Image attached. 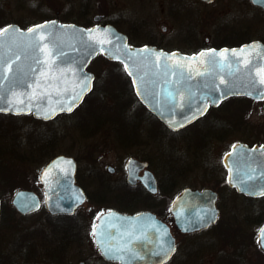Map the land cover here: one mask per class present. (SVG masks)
<instances>
[{
    "label": "water",
    "instance_id": "water-1",
    "mask_svg": "<svg viewBox=\"0 0 264 264\" xmlns=\"http://www.w3.org/2000/svg\"><path fill=\"white\" fill-rule=\"evenodd\" d=\"M252 3L264 8V4L254 3L253 0ZM100 18L97 17L96 19L98 20ZM39 25H49V28L41 29V31L50 32L47 39L41 43H47L48 48L51 49L53 44L50 41H53L59 44L65 51L66 56L63 59L67 62L61 63L59 59L56 61L59 68L65 69L63 73L59 69L49 72L47 64H36L34 56L37 53L34 48L28 47L32 43L31 37L34 34L28 30ZM5 27L16 29V31L4 34L5 47L0 49V56H4L6 61L13 60L17 55H19L20 59L13 64V73L9 74L10 79L15 75L18 80V83L14 87L15 95L12 94L13 89L10 88L8 82H4L3 84V88L8 90L5 93L6 99L13 101L11 104H0V108L5 109L0 111L3 114L33 115L36 119L50 121L60 114L74 112L93 89L95 75L87 71V67L100 53L111 61L122 63L124 70L125 64L129 65L128 70H125V72L132 81L136 96L152 114L158 117L172 131L183 129L203 116L210 105L218 106L223 100L231 96H248L255 100H262L254 98L256 92H253V95H225L219 99L218 103H212L211 100H201V96H205L210 92L213 79L218 90L212 93V95L220 96L225 91L226 85L232 84L233 82L238 85V88L232 91L244 93L252 90L250 84L252 77L243 64L240 65V71L231 77L228 76V72L230 71L228 67H224L222 72L217 70L218 74L214 78L208 77L207 75L201 76L199 73L204 72L208 66L207 64L201 63L206 58L198 55L200 52H209L211 50L219 52L228 49L231 52L233 49L240 50L241 48H247V46L259 45L260 49L248 54L249 59H252L254 63H264V60L258 59V55L264 50V44L260 41L250 42L238 47L213 48L202 50L198 53L185 54L180 51H166L156 46L145 45L137 47L130 45L128 44L127 36L112 25L104 26L96 24L86 28L74 23H62L59 20H51L31 26L28 29H22L17 24H9ZM93 32V35H88ZM98 41H104V43L98 44ZM101 47L104 51L99 50ZM145 49L148 51H142ZM153 50L156 53L168 55L175 53L176 57H197V59L177 61L175 57L171 60H166L165 57H161L157 61L156 56L152 55ZM138 53L142 54L137 55ZM38 55L39 58L43 59L45 53L40 52ZM217 59L220 58L217 57ZM178 62L185 75H191V80H182L179 74L164 75L166 71L164 67L165 63L172 66L173 71L179 73V69L176 68ZM222 63L225 62L222 61ZM135 66H139V75L144 77L143 84H141L139 77L135 75ZM53 67L55 68V66ZM18 68L22 69V72H17ZM33 68L36 71H32ZM235 68L236 64L233 63L232 70ZM41 69L45 71V76L40 75ZM129 71H132L134 75H129ZM85 75L90 78V87L77 99L72 100L74 106L71 111L60 110L73 97L74 93L80 92V85ZM50 76H55L57 79L51 81L48 79ZM220 76L224 77L225 83L220 82ZM36 80L40 81L41 88L36 90L37 95L33 99H29L33 94V89L28 87V85L33 84ZM206 83L209 87L204 86ZM138 88L142 93L147 90L148 94L146 96L138 95ZM256 88L257 90L264 89V85L257 84ZM178 91L182 95V99L178 98L177 101H173L172 97L168 96V93H172L175 96ZM190 92L195 93V95H190ZM20 100L23 103H20ZM190 103L191 111L188 107ZM29 104L31 107H27ZM201 104H204L205 107L201 108ZM173 108L175 109L174 112L171 111ZM182 121V126H179ZM171 122H175L177 126H170ZM233 146H235V149L232 147L224 158V164L228 170L226 177L227 183L239 193L247 196H264L262 194L264 192V144L250 147L247 144L239 142ZM241 149L245 150L243 154L240 152ZM66 161H71V164L66 163ZM57 164H59V167H56ZM147 166L148 162L146 161H140L133 157L129 158L127 161L129 182L134 184L139 177V172L145 169L144 175L140 176V179L151 193L156 194L158 192L157 180L152 171L146 169ZM48 169H51L48 172V176L43 177V173ZM238 170L239 175L244 178V185L240 184L239 180L235 184L229 182L230 177L237 176ZM76 171V159L73 156L65 154L55 156L45 166L41 174V181L46 191V205L51 214H73L75 209L85 202L86 194L84 190L75 183ZM245 174L251 175L252 179H247ZM245 185L251 186L248 191L241 190ZM218 199V193L211 188L201 190L187 187L183 189L175 197L171 208L178 227L183 232H194L201 231L211 224H214L219 217ZM13 204L20 212L26 213L37 208L39 200L33 192L19 190L14 196ZM109 213L114 215L109 217ZM148 221L153 222V224L157 223L156 227L145 228L142 226L133 228L134 235L140 236V239H133V237L121 235V233H126L122 229L125 223L134 222L144 225ZM102 222L105 225V229L112 222L116 225L121 224V227L105 231L104 242L106 245L110 244L113 247H119L128 241V239L133 241L131 242V248L136 254L135 257L129 252L116 253V255H123L124 260H114H119L123 264H162L168 261L176 250L175 238L169 229L163 223L159 222L153 212L142 211L135 215H129L117 210H111L101 216L96 226L98 232L100 231ZM170 243L174 246V249L169 247ZM161 248L164 251H161ZM262 249L264 250V247ZM80 264H84V262Z\"/></svg>",
    "mask_w": 264,
    "mask_h": 264
},
{
    "label": "rangeland",
    "instance_id": "rangeland-1",
    "mask_svg": "<svg viewBox=\"0 0 264 264\" xmlns=\"http://www.w3.org/2000/svg\"><path fill=\"white\" fill-rule=\"evenodd\" d=\"M17 2V0L0 1V6L8 11L2 19L3 25L15 20L25 26L23 22L26 19L28 23L40 20L39 15H31L27 9H18ZM57 6L58 3H51L48 6L50 9L54 8L51 14H55ZM70 8L69 5L66 7L71 11ZM76 8V11L80 9L78 3ZM66 9L63 13L67 11ZM98 9H101L100 5L95 4L84 11H87L86 16L91 18L98 13L96 11ZM67 15L70 18L77 16L74 11L68 12ZM2 24L0 27L3 26ZM88 70L96 76L93 93L85 104L83 103L69 116H59L52 122L45 123L32 116L15 119L9 115H0V196L6 200L8 207L5 220L12 219L8 213L11 212L10 201L16 191L21 188L38 189L40 187L38 178L42 168L58 154L75 157L81 177L86 176L85 171L88 168H99L100 170L97 171L104 173L102 171H105L108 165L114 166L117 172L113 179L121 177V169L125 168L129 157L148 158L151 162L150 169L154 170L153 173L160 187L170 192L169 194L162 192L164 198L168 197L165 205H168L169 200L187 186L217 189L221 195L220 225L198 236L179 235V250L170 264H225L232 258L235 246H249L246 249L248 254L244 255L245 259L240 264H263L264 255L258 250V243H251L250 236L252 232L260 229L261 222L255 219L254 213L257 212L256 210H264V201L246 202L242 196L226 185V172L223 169H220L221 172H213L203 166L188 165L193 156L183 145L184 139L187 138L185 133L171 134L157 119L151 117L135 100V95L129 88L130 79L124 75L120 64L110 62L100 55L91 62ZM263 105L254 106L253 115L256 126L253 131L262 133H264ZM47 132L51 133L50 137L44 136ZM191 134L195 136L197 132L193 131ZM237 135L229 140L235 141L243 136L240 133ZM194 139L197 140L198 136ZM202 140H205L204 137ZM230 141L217 148L218 155ZM208 152L210 151L207 150V156ZM218 158L219 156L217 161ZM220 162L221 159L218 164ZM11 177L13 183L9 184ZM96 177V174L94 177L88 176L92 186H97L101 182L95 183ZM103 181L105 182L104 179ZM165 205L162 209L153 206V211H164ZM123 206L86 203L79 215L90 214L94 224L103 212L112 208L122 210ZM147 208H149L147 204L141 202L122 211L137 212ZM40 219L44 220L39 222ZM45 219L43 210L28 220L20 219L17 214L13 227L6 228L3 219L0 222L1 256L8 261L19 252L16 247L17 241L23 239L26 228L32 227V230H36L41 227L44 236L47 237L45 229L49 223ZM31 238L37 240L33 233ZM48 248L50 252L53 251L51 247ZM56 254L58 255L59 252ZM89 255L93 259L91 264H101L100 254L94 242L69 248L62 258L59 257L61 262L55 264H76L80 258ZM45 261L53 262L47 250H45Z\"/></svg>",
    "mask_w": 264,
    "mask_h": 264
},
{
    "label": "flooded vegetation",
    "instance_id": "flooded-vegetation-1",
    "mask_svg": "<svg viewBox=\"0 0 264 264\" xmlns=\"http://www.w3.org/2000/svg\"><path fill=\"white\" fill-rule=\"evenodd\" d=\"M17 1L18 9H27L31 15H39L40 20L35 23H28L26 19L23 22L25 26L19 24L18 21L15 20L3 25L2 19L8 11L0 6V24L3 25L0 29L9 24H17L21 28L27 29L31 26L51 20H59L62 23H84V25H89V27L96 24L104 26L112 25L127 36L130 45L157 46L167 51H181L185 54H193L202 50L213 48L220 49L224 47H238L253 41H261L264 43V8L254 5L251 0ZM51 3H58L57 8L55 9V14H51V10L54 8L50 9L48 7ZM77 3L80 5V9L78 11H76ZM95 4L97 6L100 5L101 9L96 10L98 13H95L91 18H88L86 16L87 11L84 10H87L88 7ZM68 5L71 7V11L66 9ZM65 9L67 11L63 13ZM72 10L74 11V14H77V16L70 18L67 14L68 12L72 13ZM97 17L101 18L97 20ZM258 104H264V99L254 100L247 96H232L222 101L218 106H210L204 116L198 118L179 131H171L166 127L168 132L171 134L175 135L177 133L184 132L187 136V138L184 139L183 145L193 156L191 162H188V165L193 164L192 166H203L213 172H219L220 169L225 170L226 185L238 195L242 196L248 203L249 201H264V196H247L243 193H239L234 187H231L226 181L228 170L224 164V158L236 143H244L250 147L264 144V133L253 131L256 127L253 121V115L255 112L254 106ZM262 114L264 116V105L262 106ZM193 131L197 132V135H195L198 136L197 140H195V136L191 134ZM238 133L243 135L241 139H237L235 141L229 140L232 137H237ZM202 137H204L205 140H202ZM228 141L230 142L227 144V147L220 155H218L216 151L217 148L219 149V147H222V145ZM207 150L210 151L208 152V156L206 154ZM218 156V159H221L220 164H218L219 160L217 161ZM139 160L148 162L146 169L151 170L150 159L144 158ZM44 168L45 166L42 168L38 178L40 182V187L38 189L21 188L22 190L33 192L37 196L39 200L37 208L26 213L20 212L13 204L15 193L10 201L11 212L8 213L12 219L5 220L4 218V223L6 228L8 226L13 227L15 226L14 222L17 214L20 219L27 218L28 220L43 210L46 217L45 221L49 223L48 227L45 229V231H47V233H45L47 237L44 236L41 227L36 230H32V227L26 228L24 230L23 239L17 241L18 245H16V247L19 249V252L15 253V256L8 261H6V259H4V257L0 254V264H55L56 262H61L59 257L62 258L69 248H77L78 245L82 246L83 244H88V242L91 244H93V242L95 243L100 254L101 264H123L119 260L107 259L104 255H102L99 247L97 246L96 238L91 234L93 225L97 226L101 216L111 210H117L121 213L130 215H134L141 211H151L156 215L159 222L163 223V225L169 229L170 233L175 238L176 243L175 252L168 261L162 264L172 263V260L178 253L179 235L185 237H188L189 235L198 236L204 232L216 229L221 223V211L219 207L221 195L217 189L211 188L216 191L219 196L217 202L219 209L218 220L201 231L183 232L182 229L178 227L175 221V216L171 211L172 203L175 197L187 187L201 190L209 187H184L169 200L168 205L166 204V206L165 203L168 201V197H159L158 193H151L140 179V176L144 175L145 169L139 172V177L134 184L129 182L127 162L125 164V168L121 169L122 175L119 179H113L116 175L115 173L117 172V168L111 165H108L105 171H102L104 173L97 171V169L100 170L99 168H88L85 171V177H81L77 167L75 183L84 190L86 194L85 202L77 207L73 214H51L46 205V191L44 184L41 181V174ZM94 174L97 176L95 178V183H99V181H101L97 186H92L88 178L89 175L90 177H94ZM8 183H13L12 177ZM167 193L169 194L170 192L167 191ZM141 202L147 204L149 208L154 206L162 209V206L165 205V209L164 211L159 212H154L153 208H147V210L137 212L122 211L123 209H126V207H130ZM86 203L124 206L122 210L112 208L103 212L96 220V223L93 224V218L90 214L81 213L79 215V212L83 210ZM256 211L257 212L254 213V217L256 220L261 222V229L264 226V210L261 209ZM43 220L40 219L39 222ZM156 225L157 223L153 224V222L150 221L144 225L129 222L125 223L122 226V229L127 232L129 228L142 226L145 228H154ZM117 227H121V224L116 225L112 222L107 225L105 230L116 229ZM260 229L257 232H252L250 237L251 243H258V250L264 255V250L258 242ZM30 232L37 237V240H35L36 238H31ZM129 240L130 239H128V241ZM130 241L133 242L132 240ZM48 246L51 247L53 251L50 252ZM247 248H249V246L233 247V256L229 262L225 264H240L245 259L244 255L248 254V252H246ZM45 250L48 251V254L51 256L53 262L45 261ZM57 252H59L58 255L56 254ZM92 260L91 255H89L87 257L80 258L76 264H80L81 262H84V264H91Z\"/></svg>",
    "mask_w": 264,
    "mask_h": 264
},
{
    "label": "snow or ice",
    "instance_id": "snow-or-ice-1",
    "mask_svg": "<svg viewBox=\"0 0 264 264\" xmlns=\"http://www.w3.org/2000/svg\"><path fill=\"white\" fill-rule=\"evenodd\" d=\"M253 2L264 4V0H253ZM61 27H63V26H61ZM47 28H49V25H39V26H36L35 28L29 29L28 31L30 33H33L34 35L31 37L32 43H30L28 45V47L35 49L37 55L34 56V59H35V62L37 65L47 64L49 72H52V71H55L56 69H59V71L61 73H63L65 71V69L59 68V65L56 64V61L58 59L61 60V63L67 62L66 60L63 59L66 56V53L63 50V48H61L59 44H56L53 41H50V43L53 44V47L51 49L48 48L47 43H43V44L41 43L42 41L46 40L47 37L50 35V32L41 31V29H47ZM15 31H16V29H10L8 27H5L4 29H0V49H3L5 47V36H4V34L8 33V32H15ZM94 31H98V30H94ZM93 34H94V32L89 33L88 35L91 36ZM117 39H119V38L117 37ZM97 43L103 44L104 41H98ZM46 49H47V51H45ZM257 49H260L259 45L247 46V48H241L240 50L233 49V50H231V52H229L228 49H224V50L219 51V52H217L216 50H211L209 52H200L198 55L200 57L206 58L205 60L201 61V63L207 64V66H208L204 72L199 73L201 76L207 75L208 77L214 78L218 74L217 70L222 72L224 67H228L230 69V71L228 72V76L231 77V76H234L235 73L240 71V65L243 64L248 69L249 75L252 77V79L250 80L252 90L244 92V93H240L239 91H232L233 89L238 88V85L235 82H233L232 84L226 85L225 91L223 93H221L220 96H213L212 95V93H214L218 90L217 86L214 83V79H213V83H212L210 92L205 96H201L200 99L201 100H211L212 103H218L219 99L225 95H231V94L253 95V92H256V95L254 96V98L264 99V89L257 90V88H256L257 84L264 85V63H254L252 59H249V55H248L251 52L256 51ZM99 50L104 51V49L102 47ZM142 51L146 52L148 50L145 49ZM40 52L45 53L43 59L39 58L38 54ZM139 54H142V53H138L137 55H139ZM152 55L156 56L157 61H159L161 59V57H165L166 60H171L175 57L177 59V61L197 59V57H176L175 53H173L171 55L164 54V53H156L154 50L152 51ZM217 57H219L220 59H217ZM19 59H20V57H19V55H17L13 60L6 61L4 56H0V104H4V103L11 104V103H13V101L6 99L5 93L8 90L3 88V84H4V82H8L10 88L13 89L12 94L15 95L14 87L18 83V80H17V77L15 75L12 77V79H10L9 74L13 73V64H15ZM258 59L264 60V50H262L261 53L258 55ZM222 61L225 63H222ZM233 63L236 64V68L234 70H232ZM53 66H55V68ZM135 67H136L135 75L139 77L141 84H143L144 77L139 75V66H135ZM164 67L166 69V71L164 72L165 76L179 74V76L182 80H191L192 79L191 75H187V76L185 75V73H184L183 69L181 68V65L179 62L176 64V68L179 69V73H177L176 71H173L172 66L168 65L167 63H165ZM128 68H129V65L125 64V70H128ZM32 71H36V69L33 68ZM17 72H22V69L18 68ZM128 74L134 75V73L132 71H129ZM25 75H27V73H25ZM40 75L41 76L46 75V73L43 69H41ZM48 79H50L51 81H55L57 79V77L50 76V77H48ZM89 80H90V78L85 75L83 77V80H82L81 85H80V89H81L80 92L74 93L73 97L70 98L67 101V103L64 104L63 107H61L60 110H62V111L63 110H68V111L72 110V107L74 106L72 104V100L77 99L79 96L82 95V93L84 91H86L90 87ZM134 82H135V80H134ZM220 82L225 83L223 76H220ZM204 86L209 87V85L207 83ZM28 87H31L33 89V94H32V96L29 97V99H33L37 95L36 90L41 88V83L39 80H36L33 84L28 85ZM137 94L146 96L148 93H147V90H145L142 93L140 91V89L138 88ZM190 95L194 96L195 93L190 92ZM168 96H171L173 101H177L178 98L182 99V95L180 94L179 91L177 92V94L175 96H173L172 93H168ZM19 102L23 103L22 100H20ZM27 107H31V105L29 104V105H27ZM188 107H189V110L191 111V103L188 105ZM203 107H205V105L201 104V108H203ZM2 110H5V109L0 108V111H2ZM174 110H175L174 108L171 109V111H173V112H174ZM201 114H202V111H201ZM185 119H187V117H185ZM182 124H183V121L181 122V124L179 126H182ZM170 126H177V125H175V122H171ZM233 148L235 149V146H233ZM244 151L245 150L241 149L240 150L241 154H243ZM66 163L71 164V161H66ZM56 167H59V164H57ZM50 170L51 169L45 170V172L43 173V177H47L48 172ZM230 171H231V169H230ZM245 175L247 176V179H252L251 175H249V174H245ZM237 180H239L240 184L244 185V178L239 175V170L237 172V176L229 178V182L235 184V182ZM250 187L251 186L245 185L244 187L241 188V190L242 191H248ZM252 194H254V193H252ZM262 194H264V192H262ZM77 199H79V197H77ZM25 207H27V205H25ZM113 215L114 214L109 213V217H112ZM105 231H106L105 225L102 222V224L100 226V231L98 232L96 225H93V229H92V233H91L94 237H96L97 246L100 248L102 255H104L108 259H119L121 261L124 260V256L123 255H116V253L129 252L132 254L133 257H135L136 254H135V252H133V250L131 248V241L130 240L126 241L125 243H123L119 247H113L110 244L106 245L104 242ZM121 235H127L129 237H133V239H140V236L134 235V229L133 228H129L126 233H121ZM141 235H143V234L141 233ZM258 242L261 244V247H264V228L260 229V238H259ZM169 247L174 249V246L171 243L169 244ZM161 251H164V249L161 248ZM157 254H159V253H157Z\"/></svg>",
    "mask_w": 264,
    "mask_h": 264
},
{
    "label": "trees",
    "instance_id": "trees-1",
    "mask_svg": "<svg viewBox=\"0 0 264 264\" xmlns=\"http://www.w3.org/2000/svg\"><path fill=\"white\" fill-rule=\"evenodd\" d=\"M121 69H122V67H121ZM122 71H123V69H122ZM123 73H124V71H123ZM124 75H125V73H124ZM129 88L131 89V91H132V88H131V85L129 84ZM92 95V94H91ZM90 95V96H91ZM89 98V97H88ZM87 98V99H88ZM86 99V102L88 101ZM136 100V99H135ZM143 107V106H142ZM144 108V107H143ZM145 109V108H144ZM146 110V109H145ZM147 111V110H146ZM148 112V111H147ZM149 113V112H148ZM150 114V113H149ZM151 115V114H150ZM1 116H4V115H1ZM10 117H13V118H15V119H18L19 117H17V116H13V115H10ZM151 117H153V118H155L153 115H151ZM85 118V117H84ZM156 119V118H155ZM161 124V123H160ZM162 125V124H161ZM163 126V125H162ZM164 127V126H163ZM42 136V135H41ZM44 136H48V137H50L51 136V133L50 132H47ZM162 192H165L166 194H167V191H164V189L162 188V186L160 187V192H159V197H164L163 195H162ZM164 194V193H163ZM1 197V196H0ZM6 200L5 199H3L2 197H1V205H0V222L5 218V216H6V214H7V210H8V207L6 206Z\"/></svg>",
    "mask_w": 264,
    "mask_h": 264
}]
</instances>
